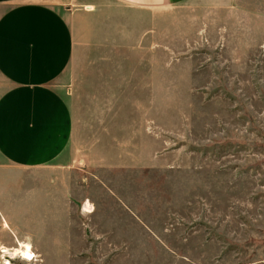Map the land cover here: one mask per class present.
Here are the masks:
<instances>
[{"label": "rangeland", "instance_id": "rangeland-1", "mask_svg": "<svg viewBox=\"0 0 264 264\" xmlns=\"http://www.w3.org/2000/svg\"><path fill=\"white\" fill-rule=\"evenodd\" d=\"M221 1L167 10L160 27L151 16L149 32L147 21H107L103 34L120 40L127 32L133 55L121 41L100 48L93 16L81 19L87 42L75 45L61 80L74 117L73 168L47 175L1 167L0 264H264V0H246L233 14L213 4ZM126 67L135 86L149 78V88L135 87L132 104L104 106L99 70ZM102 77L119 86L124 78ZM111 114L133 115L132 154L95 149L99 116ZM102 125L117 136L125 123ZM46 177L71 179L95 211H69L70 250L30 249L23 258L12 250L29 236L43 247L49 235V220L30 212L45 204L24 201Z\"/></svg>", "mask_w": 264, "mask_h": 264}, {"label": "crops", "instance_id": "crops-1", "mask_svg": "<svg viewBox=\"0 0 264 264\" xmlns=\"http://www.w3.org/2000/svg\"><path fill=\"white\" fill-rule=\"evenodd\" d=\"M52 1L0 0V170L2 166H7L19 170L43 171L47 175L49 172L52 174L72 171L74 156L68 150L73 136L74 117L61 80L69 69L75 45L87 42V35L82 29V18L93 16V42L100 48L110 43L112 51L113 43L121 41L127 44L125 52L128 54L129 50L133 55L134 46H128V42L132 43L133 40L128 39L127 32L126 37H121L120 40L116 35L103 34L107 21H133L142 26L147 21L146 32H149L151 16L160 27L165 11L195 5V0ZM256 1L253 0L254 3ZM70 2L83 8L89 7L92 12L85 14L81 10L71 11L63 7ZM245 2L246 0H222L213 4L220 5L233 14L242 10L241 5ZM142 37L141 42L144 41V36ZM104 69L99 70L100 80L105 81L100 83L99 100L101 104L104 101L106 107H112L119 98L127 105L129 101L132 104L135 87L143 91L145 86L149 88V78L146 79L147 82L142 80L135 86L132 68ZM146 73L149 74V71ZM107 74L123 76L121 86L114 83L113 78L102 77ZM119 89L125 94L120 97L118 94L112 95V92ZM99 122L101 125L95 126L94 147L97 152L106 153L101 149L108 147L110 154L133 153V115L99 116ZM111 122L125 123L119 135H113L115 130L112 126L102 125ZM44 179L40 184L44 189L29 190L24 201L30 204L42 201L45 204L43 212H38L35 207L29 211L33 212L32 217L35 219L49 220L46 223L49 225V235L42 234L39 244H43V247L34 246L31 236L26 244L30 245L31 250H70L71 223L67 220L72 215L69 211H73L77 217H90L95 211L92 210L93 201L89 195H80L74 189L71 179ZM120 204L125 207L122 202ZM12 233L15 237L19 235L14 229Z\"/></svg>", "mask_w": 264, "mask_h": 264}, {"label": "bare ground", "instance_id": "bare-ground-1", "mask_svg": "<svg viewBox=\"0 0 264 264\" xmlns=\"http://www.w3.org/2000/svg\"><path fill=\"white\" fill-rule=\"evenodd\" d=\"M12 251H14L16 254L20 255L23 258H26L28 255H31L30 246L28 244L21 245V248H15Z\"/></svg>", "mask_w": 264, "mask_h": 264}, {"label": "snow or ice", "instance_id": "snow-or-ice-1", "mask_svg": "<svg viewBox=\"0 0 264 264\" xmlns=\"http://www.w3.org/2000/svg\"><path fill=\"white\" fill-rule=\"evenodd\" d=\"M26 258H27V259H31L32 257H31V255H28Z\"/></svg>", "mask_w": 264, "mask_h": 264}]
</instances>
